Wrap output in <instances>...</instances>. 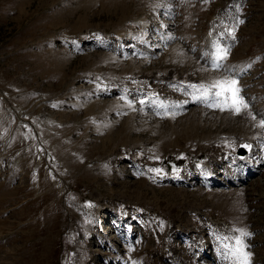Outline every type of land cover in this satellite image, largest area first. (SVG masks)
Wrapping results in <instances>:
<instances>
[{
  "label": "rangeland",
  "instance_id": "1",
  "mask_svg": "<svg viewBox=\"0 0 264 264\" xmlns=\"http://www.w3.org/2000/svg\"><path fill=\"white\" fill-rule=\"evenodd\" d=\"M176 1L173 23L171 0H0V264H241L237 238L264 264V172L212 173L237 181L264 114L190 87L231 77L199 49L213 9ZM249 11L237 57L264 50Z\"/></svg>",
  "mask_w": 264,
  "mask_h": 264
},
{
  "label": "snow or ice",
  "instance_id": "2",
  "mask_svg": "<svg viewBox=\"0 0 264 264\" xmlns=\"http://www.w3.org/2000/svg\"><path fill=\"white\" fill-rule=\"evenodd\" d=\"M240 23H243V21H240ZM234 29H232L231 34L234 36ZM227 49L224 48H217L216 57L217 60H223L227 58ZM215 67H219L220 65L213 62ZM238 81L236 80H218L215 81L212 85H210L208 88H205L204 86H196L191 85L190 87H200L203 89L204 95L207 96L208 92L211 88L218 89L213 95L215 97H222L223 98V104L230 105L231 109L234 110L237 114H239L243 109H246L248 107L247 103L243 100L242 97L239 96L240 89L237 86ZM143 103V101H141ZM212 106V105H209ZM255 119V116L252 117ZM259 126L264 128V120H261L259 122ZM245 148H251V145H243ZM152 171L160 172L161 169H153ZM237 231H240L239 229ZM242 235H250L249 233H242ZM237 248L234 250V254L238 255L241 258V264H249V257L250 253L243 250V242L240 238L236 239ZM227 247V246H226Z\"/></svg>",
  "mask_w": 264,
  "mask_h": 264
},
{
  "label": "trees",
  "instance_id": "3",
  "mask_svg": "<svg viewBox=\"0 0 264 264\" xmlns=\"http://www.w3.org/2000/svg\"><path fill=\"white\" fill-rule=\"evenodd\" d=\"M168 160V159H167ZM170 160V159H169ZM179 160V159H178ZM177 161V160H176ZM176 161H174V162H176ZM165 162H167L166 161V159H165ZM176 166H179L178 164H175ZM57 264H63V262L61 261V260H59L58 262H57Z\"/></svg>",
  "mask_w": 264,
  "mask_h": 264
},
{
  "label": "water",
  "instance_id": "4",
  "mask_svg": "<svg viewBox=\"0 0 264 264\" xmlns=\"http://www.w3.org/2000/svg\"><path fill=\"white\" fill-rule=\"evenodd\" d=\"M240 153H244L246 150H245V148L244 147H242V148H240Z\"/></svg>",
  "mask_w": 264,
  "mask_h": 264
}]
</instances>
